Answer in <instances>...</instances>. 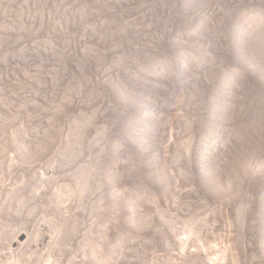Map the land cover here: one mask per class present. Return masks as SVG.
I'll return each instance as SVG.
<instances>
[{
  "label": "rangeland",
  "instance_id": "1",
  "mask_svg": "<svg viewBox=\"0 0 264 264\" xmlns=\"http://www.w3.org/2000/svg\"><path fill=\"white\" fill-rule=\"evenodd\" d=\"M0 264H264V0H0Z\"/></svg>",
  "mask_w": 264,
  "mask_h": 264
}]
</instances>
